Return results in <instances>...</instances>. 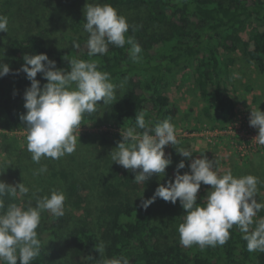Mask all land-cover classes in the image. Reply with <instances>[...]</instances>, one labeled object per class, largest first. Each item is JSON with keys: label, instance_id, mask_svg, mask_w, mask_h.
<instances>
[{"label": "trees", "instance_id": "1", "mask_svg": "<svg viewBox=\"0 0 264 264\" xmlns=\"http://www.w3.org/2000/svg\"><path fill=\"white\" fill-rule=\"evenodd\" d=\"M110 4L130 25L127 36L141 46L139 62L129 55L130 45H109L108 52L88 56V35L71 36L64 47L55 50L46 41L44 32L28 33L11 44L6 62L13 70L0 78V126L19 128L25 122L24 93L30 87L26 74H14L23 65V56L46 53L58 68L70 70L69 61L95 59L99 70L111 74V80L123 79L127 86L112 103L110 116L124 128L135 126L136 113L143 111L150 127L170 119L174 123L178 105L164 93L168 74L178 68L192 67L189 79L204 100L203 115L209 121L228 122L234 115V103L226 90L230 79L229 56L242 45L248 61L264 72V25L250 30L241 41L239 31L251 20L264 24V0H100ZM132 11L137 16H129ZM133 27L136 29L133 31ZM79 43L80 48L73 47ZM47 83L41 74L36 77ZM142 131V130H140ZM65 178V174H61ZM118 186L109 183L100 193L101 200L93 207L84 202L78 184H67L68 210L82 212L57 217L49 211L41 215L37 229L42 241L40 255L32 264H100L104 258L123 255L130 264H264V252L247 250V242L237 226L230 229V238L220 246H183L169 241L162 226L154 223L150 208H143L132 199L121 197L130 188L134 177L118 171ZM0 180H5L0 177ZM38 197H27L17 204L35 206ZM12 198L5 197V209ZM204 206L206 199H197ZM69 213V214H70ZM105 243L103 256L95 244ZM17 264H20L19 259Z\"/></svg>", "mask_w": 264, "mask_h": 264}, {"label": "clouds", "instance_id": "2", "mask_svg": "<svg viewBox=\"0 0 264 264\" xmlns=\"http://www.w3.org/2000/svg\"><path fill=\"white\" fill-rule=\"evenodd\" d=\"M85 7L83 28L89 34L88 56L104 55L109 45L124 47L127 43L131 46L130 58L139 62L142 48L133 37H126L130 28L127 18L110 4H87ZM8 24V17L0 15V32L7 33ZM73 47L79 49L80 44L74 42ZM23 61L14 74L23 72L30 81V87L24 93L27 111L21 120L26 124L27 150L32 154L33 162L39 163L42 157L59 159L73 153L79 142L82 120L96 113L98 105L112 104L116 100L117 85L112 82L109 72L99 70V61L95 59L74 58L69 61L70 70L58 68L56 61L46 53H25ZM12 71L8 64L0 62V78ZM38 73L47 81L43 87L36 78ZM119 87L122 88L123 83ZM100 101L103 103H98ZM249 125L258 129L253 140L264 145V112L259 107L251 110ZM120 135L122 139L110 152L111 158L135 173L133 181L137 184H145L154 174L160 178L166 176V169L172 164L171 154L165 153L168 145L190 159L189 171L181 174L180 170L186 167L182 159L176 165L174 178L159 184L152 197L141 203L147 209L157 198L173 205L179 200L185 212L178 227L183 246H222L235 225L244 234L249 252H264V217L255 219L264 210V201L257 202L256 199L258 185L262 183L258 177L251 174L236 177L230 170L220 174L218 162L206 155L192 159L190 150L176 147L179 143L177 129L170 119L150 127L141 111L136 113L135 126L121 129ZM44 172H47L46 165L34 174ZM202 184L211 186L204 206L197 204ZM29 191L23 182L12 185L0 180V264H17L18 259L20 264H32L42 248L37 232L42 213L49 211L57 217L65 215L66 195L59 189L37 198L35 206L29 201L27 206L10 203L5 209V197H23ZM95 250L102 257L105 243L95 244ZM100 264H130V261L121 255L104 258Z\"/></svg>", "mask_w": 264, "mask_h": 264}, {"label": "rangeland", "instance_id": "3", "mask_svg": "<svg viewBox=\"0 0 264 264\" xmlns=\"http://www.w3.org/2000/svg\"><path fill=\"white\" fill-rule=\"evenodd\" d=\"M96 3L103 4L100 0H0V15L9 19L8 32H0V58H3L0 62L6 64L11 44L28 33L42 31L50 47L56 51L61 49L71 36L86 33L83 28L86 22L85 6ZM130 15L137 16L139 12L132 11ZM263 25L254 19L249 21L239 31L240 40H247L251 29ZM229 56L234 62L230 66L226 90L235 108L228 122H212L203 115L205 102L188 78L192 67L178 68L167 75L163 91L179 109L173 123L179 141L176 147L190 150L192 159L201 155H206L210 160L215 159L220 174L230 170L236 177L249 174L258 177L262 183L258 185L256 199L257 202L264 201V145L253 140L258 135V129L249 125L251 110L259 107L264 112V72L258 70L255 62L245 58L241 44ZM112 82L117 85V99L127 84L123 79ZM121 83L122 88L119 87ZM111 105H98L96 113L85 116L80 126L79 142L73 153L59 159L42 157L39 163L33 162L32 154L27 150L25 123L13 129L0 126V172H3L0 177L12 185L23 182L30 189L26 196L12 198L10 203H20L27 197L50 195L54 189L62 190L66 200H74L73 196L67 197V184L74 181L78 184V192L84 202L93 207L101 200L100 193L107 184L119 185L121 180L117 177L118 171L123 170L126 175L135 177V173L113 162L111 158L110 152L122 139L121 129H126L111 118ZM241 137L249 142L254 141V146L249 144L248 150L236 147ZM165 153H170L172 159V164L166 169V176L160 178L154 174L145 184L132 182L121 197L128 196L136 204H141L143 199L152 197L159 184L174 178L176 165L182 159L186 167L180 170L181 174L189 171L187 165L190 159L179 155L172 145L165 147ZM43 165L47 166V172L34 174ZM210 188V185L202 184L197 199H205ZM149 208L154 223L164 229L166 239L180 242L178 227L183 222L185 212L179 200L173 205L157 198ZM68 209V206L65 207V216L69 217L73 212L75 218H82V212L76 210L70 213ZM261 217H264V210L255 219Z\"/></svg>", "mask_w": 264, "mask_h": 264}, {"label": "built area", "instance_id": "4", "mask_svg": "<svg viewBox=\"0 0 264 264\" xmlns=\"http://www.w3.org/2000/svg\"><path fill=\"white\" fill-rule=\"evenodd\" d=\"M249 144L252 145V146H254L255 143H254V141L249 142V141L245 140L244 138H242L239 143H236V147L241 148L243 150H248L249 149L248 148Z\"/></svg>", "mask_w": 264, "mask_h": 264}]
</instances>
